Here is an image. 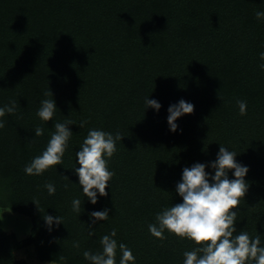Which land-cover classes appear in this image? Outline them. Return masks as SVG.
<instances>
[{"label":"trees","instance_id":"obj_1","mask_svg":"<svg viewBox=\"0 0 264 264\" xmlns=\"http://www.w3.org/2000/svg\"><path fill=\"white\" fill-rule=\"evenodd\" d=\"M257 10L264 0H0V106L17 104L0 129V204L33 223L22 241L0 231V264H25L15 252L30 246L44 261L89 264L83 252L100 251V237L112 229L135 264H183L197 245L167 231L156 238L148 224L182 202L175 189L183 169L214 161L220 144L250 169L237 231L264 234V22ZM45 91L57 102L54 120L73 121V135L63 166L27 175L25 165L54 131V121L36 115ZM145 97L162 104L159 113L146 110ZM181 99L195 109L173 133L168 108ZM237 100L247 102L246 115ZM37 126L45 134L28 143ZM91 128L124 137L109 164L108 196L96 205L85 198L76 214L71 201L84 196L71 168ZM104 208L110 219L91 224L88 213ZM47 213L62 215L66 226L50 232Z\"/></svg>","mask_w":264,"mask_h":264},{"label":"clouds","instance_id":"obj_2","mask_svg":"<svg viewBox=\"0 0 264 264\" xmlns=\"http://www.w3.org/2000/svg\"><path fill=\"white\" fill-rule=\"evenodd\" d=\"M258 21L264 22V10L255 13ZM259 67L264 70V52L259 54ZM46 97L40 102L36 115L45 122L54 121V131L46 148L40 155L25 165L27 175L41 176L49 169L64 163L65 154L69 148L73 131L69 127L74 125L70 119L54 120L57 114V102L52 91H45ZM146 110L152 108L159 113L162 104L150 97L144 98ZM240 115L247 114V102L237 100ZM16 101L0 106V129L6 126V116L15 114ZM195 105L181 99L168 108L169 130L175 133L179 129L178 119L185 114H192ZM88 121L82 120L79 124L84 128ZM35 138L45 134L44 127L37 126L33 130ZM123 135L117 131L113 134L101 128H91L76 151V166L71 168L79 178L84 199L74 197L71 201V211L81 213V207L87 202L96 205L100 197H107V189L115 172L109 167L110 161L118 151L117 143L122 141ZM237 152L220 144L217 157L210 163L197 162L191 167H185L182 178L176 185V193L182 197V202L164 207L155 217V222L148 224L149 233L164 239L165 232H169L191 240L197 245L190 251L183 253V264H264V234L255 235L242 229L237 231V216L240 211L241 200L246 197L249 183L246 176L250 171L247 165L239 163ZM79 165V166H77ZM210 168L212 171L206 169ZM232 173L230 178L229 173ZM67 177V176H66ZM69 178V177H67ZM76 184V183H75ZM43 187L48 194L55 195L56 186L46 182ZM65 188L68 187L66 184ZM34 202V201H33ZM36 203V202H35ZM38 206V204L36 203ZM85 209V208H84ZM110 209L91 211L88 213L91 224L99 221H108ZM43 220L51 232L64 224L62 215L53 216L47 213ZM259 220V219H258ZM66 226V225H65ZM91 229V227L89 226ZM89 232V235H93ZM117 231L112 229L110 234L100 237L101 250L92 252L85 250L83 257L89 264H135L136 256L133 250L117 239ZM73 247L79 249L80 242L73 241ZM119 253V260L117 255Z\"/></svg>","mask_w":264,"mask_h":264},{"label":"rangeland","instance_id":"obj_3","mask_svg":"<svg viewBox=\"0 0 264 264\" xmlns=\"http://www.w3.org/2000/svg\"><path fill=\"white\" fill-rule=\"evenodd\" d=\"M32 227L30 217L15 213L0 204V231L14 234L18 241H22L30 236ZM15 257L17 261L25 264H58L40 259L35 246L16 251Z\"/></svg>","mask_w":264,"mask_h":264}]
</instances>
